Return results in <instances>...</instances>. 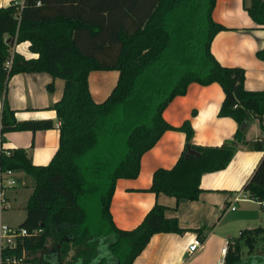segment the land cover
<instances>
[{
  "label": "trees",
  "instance_id": "trees-1",
  "mask_svg": "<svg viewBox=\"0 0 264 264\" xmlns=\"http://www.w3.org/2000/svg\"><path fill=\"white\" fill-rule=\"evenodd\" d=\"M213 5L214 0H9L0 6L3 130L20 128L13 126L14 112L6 99L10 75L46 71L63 79L61 96L51 105L59 120L58 142L47 163H31L22 147L0 149V169H19L33 177L18 225L39 229L3 253L23 248L28 264H131L153 233L186 230L159 203L135 226L117 227L109 203L116 178L135 177L141 154L165 130L182 131L183 147L170 167L152 171L148 190L196 199L200 175L224 168L237 144L245 142L240 123L255 118L263 126L264 90L244 87V69L223 65L210 52L212 36L225 28L212 19ZM244 9L254 22L264 24L263 0H250ZM22 40H28L35 57L10 51ZM255 54L264 58V44ZM92 69L118 70L101 101H94L88 89ZM190 82L220 86L217 115L236 122L231 139L194 144L188 119L174 126L162 118L165 105ZM248 144L264 150V137ZM242 190L254 198L264 195V185L251 180ZM204 228L193 229L199 239ZM258 231H239L237 239L249 253ZM43 249V257H30ZM223 264L243 263L230 249Z\"/></svg>",
  "mask_w": 264,
  "mask_h": 264
},
{
  "label": "crops",
  "instance_id": "crops-1",
  "mask_svg": "<svg viewBox=\"0 0 264 264\" xmlns=\"http://www.w3.org/2000/svg\"><path fill=\"white\" fill-rule=\"evenodd\" d=\"M8 2L1 0L2 5ZM249 2L214 0L211 17L225 28L212 36L209 49L221 64L244 69V87L264 90V58L255 54L264 44V24L254 22L247 14L244 6ZM10 51L19 52L26 58L37 55L28 49V40L14 43ZM117 76V69L90 70L87 84L92 99L103 100ZM48 83H51L50 89L46 87ZM62 87L63 79L52 77L46 71L10 75L6 99L14 112L13 126L20 128L3 130L4 125L0 123V149L22 147L31 163H47L58 142L59 120L51 105L61 96ZM222 95L216 82L205 85L190 82L183 94L175 95L165 105L162 118L174 126L188 119L192 127V143L219 145L231 139L236 128V122L231 117L217 115ZM1 103L0 97V109ZM243 128L245 142L237 144L226 166L200 175V192L196 199H176L148 190L152 171L157 167H170L179 155L184 143V134L180 130H165L154 145L141 154L135 177L116 178L109 211L117 227L135 226L153 203H159L165 206L166 216H175L179 226L186 229L182 233H153L131 264H223L225 253L231 248V240L237 245L240 230L262 227L264 210L256 198L242 190V186L248 180L264 185V150L248 146L251 140L264 137V123L260 127L255 118H250ZM24 173L16 169L18 177ZM8 190L7 200L10 198ZM231 204L234 205L232 209ZM201 226L205 228L199 246L188 251L189 242L197 236L193 229ZM225 239L228 240L227 247L222 252ZM257 253L262 252L259 250ZM204 257L206 261H203ZM261 261L260 254H249L242 263L263 264Z\"/></svg>",
  "mask_w": 264,
  "mask_h": 264
},
{
  "label": "built area",
  "instance_id": "built-area-1",
  "mask_svg": "<svg viewBox=\"0 0 264 264\" xmlns=\"http://www.w3.org/2000/svg\"><path fill=\"white\" fill-rule=\"evenodd\" d=\"M0 6H4L0 0ZM5 65L9 64V59L5 60ZM7 151V150H6ZM18 176L16 175V169L5 168L0 169V211L7 206L6 191L9 188L16 186ZM236 199V197L234 198ZM260 207L264 210V195L260 198H256ZM230 208H234L231 204ZM39 231V229L28 230L18 224L9 225L2 221L0 217V264H28L26 260V250L21 249L20 252H5L7 249H14L19 243L22 242L26 236L33 235ZM228 240L225 239L221 251L225 252ZM200 244V240L197 236L193 237L187 246L188 251L195 250Z\"/></svg>",
  "mask_w": 264,
  "mask_h": 264
},
{
  "label": "rangeland",
  "instance_id": "rangeland-1",
  "mask_svg": "<svg viewBox=\"0 0 264 264\" xmlns=\"http://www.w3.org/2000/svg\"><path fill=\"white\" fill-rule=\"evenodd\" d=\"M19 177L17 179L16 186L7 192L10 195L9 200H7V206L0 211L2 221L9 225L17 224V222H19V220L22 218L23 213L25 212L24 205L33 187V177L30 174L24 173L22 174V177ZM261 226L262 227L256 226L259 228V231L255 237L254 249L250 253L247 251V247L241 238H238L237 245L231 240L232 244L230 249L232 251H237L238 257L241 261L244 260L249 254H260L262 257L261 262H264V223ZM48 246L49 243L47 242L46 247ZM259 250L262 253H257ZM71 253L72 250L69 251V254ZM33 256L37 257V259L43 257L44 249L42 251L31 253L30 257ZM205 258L206 257H204L203 261H206Z\"/></svg>",
  "mask_w": 264,
  "mask_h": 264
},
{
  "label": "water",
  "instance_id": "water-1",
  "mask_svg": "<svg viewBox=\"0 0 264 264\" xmlns=\"http://www.w3.org/2000/svg\"><path fill=\"white\" fill-rule=\"evenodd\" d=\"M6 40H8V38H6ZM244 125H245V121H242V122L240 123V127L243 128ZM188 151H189V152H195L193 149H189Z\"/></svg>",
  "mask_w": 264,
  "mask_h": 264
}]
</instances>
